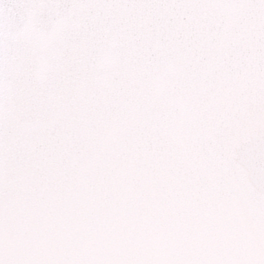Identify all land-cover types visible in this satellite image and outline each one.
I'll return each mask as SVG.
<instances>
[{
  "label": "snow or ice",
  "instance_id": "obj_1",
  "mask_svg": "<svg viewBox=\"0 0 264 264\" xmlns=\"http://www.w3.org/2000/svg\"><path fill=\"white\" fill-rule=\"evenodd\" d=\"M0 264H264V0H0Z\"/></svg>",
  "mask_w": 264,
  "mask_h": 264
}]
</instances>
